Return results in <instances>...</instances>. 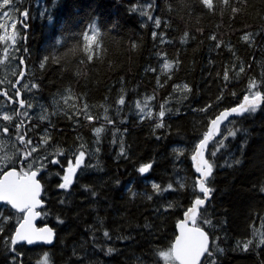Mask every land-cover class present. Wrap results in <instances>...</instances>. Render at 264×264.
I'll use <instances>...</instances> for the list:
<instances>
[{"label": "trees", "instance_id": "1", "mask_svg": "<svg viewBox=\"0 0 264 264\" xmlns=\"http://www.w3.org/2000/svg\"><path fill=\"white\" fill-rule=\"evenodd\" d=\"M258 93L264 0H0V174L39 171L38 225L56 233L12 248L23 215L0 205V264H177L195 146ZM207 159L200 264H264V102Z\"/></svg>", "mask_w": 264, "mask_h": 264}, {"label": "water", "instance_id": "2", "mask_svg": "<svg viewBox=\"0 0 264 264\" xmlns=\"http://www.w3.org/2000/svg\"><path fill=\"white\" fill-rule=\"evenodd\" d=\"M263 101L261 94L247 95L235 106L221 110L209 123L207 132L196 144L191 155V164L196 174V187L201 197L192 201L176 223L171 256L177 264H200L210 246V237L207 232L192 223L210 199V188L206 185V181L212 175V167L207 159L209 144L218 138L225 123L232 118L244 115L250 108L260 106ZM39 175V171L35 169L20 173L14 167L0 174V205H8L12 210L23 215L12 233V248L23 244L50 247L55 241L56 233L52 226L38 225L40 209L44 206L43 185Z\"/></svg>", "mask_w": 264, "mask_h": 264}, {"label": "rangeland", "instance_id": "3", "mask_svg": "<svg viewBox=\"0 0 264 264\" xmlns=\"http://www.w3.org/2000/svg\"><path fill=\"white\" fill-rule=\"evenodd\" d=\"M13 34H14V32H13V23L10 22V23H8L6 25L3 24L2 28H1V37H7V38L9 37V38H11ZM11 40H12V38H11ZM75 170H76V165L75 164L68 169V172H67L68 175L66 176V179H69V182L71 181V178H72Z\"/></svg>", "mask_w": 264, "mask_h": 264}, {"label": "bare ground", "instance_id": "4", "mask_svg": "<svg viewBox=\"0 0 264 264\" xmlns=\"http://www.w3.org/2000/svg\"><path fill=\"white\" fill-rule=\"evenodd\" d=\"M258 94H261V95H262V99H264V96H263L262 93H258ZM263 102H264V101H263ZM229 108H230V107H229ZM216 116H217V115H216ZM216 116H215V117H216ZM221 129H222V128H221ZM220 135H221V130H220V134H219V136H220ZM219 136H218V137H219Z\"/></svg>", "mask_w": 264, "mask_h": 264}]
</instances>
